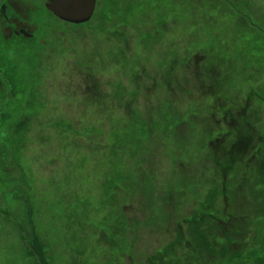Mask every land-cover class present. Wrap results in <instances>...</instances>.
Masks as SVG:
<instances>
[{
    "label": "rangeland",
    "instance_id": "374dc122",
    "mask_svg": "<svg viewBox=\"0 0 264 264\" xmlns=\"http://www.w3.org/2000/svg\"><path fill=\"white\" fill-rule=\"evenodd\" d=\"M261 136L264 0L0 1V264H264Z\"/></svg>",
    "mask_w": 264,
    "mask_h": 264
},
{
    "label": "flooded vegetation",
    "instance_id": "af4514ba",
    "mask_svg": "<svg viewBox=\"0 0 264 264\" xmlns=\"http://www.w3.org/2000/svg\"><path fill=\"white\" fill-rule=\"evenodd\" d=\"M1 1V0H0ZM9 7V5L7 4V3H5V2H3L2 3V9H1V11L3 12V13H6V12H8L9 11V13H12L13 15H14V13H15V11H14V13H13V10H11L10 8H8ZM11 10V11H10ZM9 19V18H8ZM12 21H14V22H17V20L14 18L13 20H11V19H9L8 20V22H12ZM11 27H12V30L14 31H12V30H10L13 34H21V33H24L26 36H33V32H31V31H29V29L25 26V25H17L16 26V24L15 23H13V25H11ZM17 37V36H16ZM241 131H239V133H240ZM248 140H249V142L250 143H252V141H253V137H252V135H249V138H248ZM260 140H261V142H263L264 141V137L263 136H261L260 137ZM253 150H256V148H254ZM226 205H227V202H226ZM228 206H226V208H227ZM257 212H259V213H261V212H264V206L261 208V210L260 211H257ZM195 222H193V223H197V220H194ZM231 222H232V216H228V220H226L225 222H222V221H220V223H223V227L225 228V230H226V235H225V237H224V239H225V242H224V244L227 246L226 248H225V250L226 249H228V252H231V249L232 248H234V249H237V251H239L237 254H236V256H235V260L233 261V262H231V264H254L253 262H252V252H251V246L253 245V244H256V243H253L252 242V245H249V246H247L248 245V242H247V238H245V239H243V241L242 242H238V240H236V243L235 242H233L232 240H231V238H232V236H231V234H232V230H231ZM259 224H262V221H259ZM247 229H249L250 228V226H247L246 227ZM253 246H256V245H253ZM224 253H227L226 251L224 252ZM247 255V256H246ZM218 256H219V254L217 253V252H215V256H214V259L216 260H218L219 261V259H218ZM241 257V258H240ZM242 258L244 259V260H242ZM256 259H264V257H261V256H258V255H256Z\"/></svg>",
    "mask_w": 264,
    "mask_h": 264
},
{
    "label": "water",
    "instance_id": "95a60500",
    "mask_svg": "<svg viewBox=\"0 0 264 264\" xmlns=\"http://www.w3.org/2000/svg\"><path fill=\"white\" fill-rule=\"evenodd\" d=\"M97 0H47V6L68 21H84L94 12Z\"/></svg>",
    "mask_w": 264,
    "mask_h": 264
}]
</instances>
